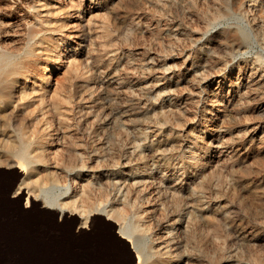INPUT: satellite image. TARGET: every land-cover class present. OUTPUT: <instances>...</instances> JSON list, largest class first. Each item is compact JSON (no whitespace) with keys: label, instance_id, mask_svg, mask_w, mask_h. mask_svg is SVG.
I'll list each match as a JSON object with an SVG mask.
<instances>
[{"label":"rangeland","instance_id":"obj_1","mask_svg":"<svg viewBox=\"0 0 264 264\" xmlns=\"http://www.w3.org/2000/svg\"><path fill=\"white\" fill-rule=\"evenodd\" d=\"M0 26V50L14 54L32 28L45 37L0 81V264L127 258L98 212L83 227L42 206L31 189L43 181L145 217L152 264H264V0H5ZM20 139L41 160L18 202ZM80 244L112 252L77 257Z\"/></svg>","mask_w":264,"mask_h":264},{"label":"bare ground","instance_id":"obj_2","mask_svg":"<svg viewBox=\"0 0 264 264\" xmlns=\"http://www.w3.org/2000/svg\"><path fill=\"white\" fill-rule=\"evenodd\" d=\"M2 1H5V0H2ZM1 1V2H2ZM0 2V3H1ZM7 2V1H6ZM9 2V1H8ZM20 2H22V1H20ZM18 3V2H17ZM6 4V3H5ZM13 4V3H12ZM24 4V3H23ZM15 6V5H14ZM5 7V6H4ZM19 7V6H18ZM21 7V6H20ZM22 8V7H21ZM9 9V8H8ZM17 9V8H16ZM22 10V9H21ZM25 10V9H24ZM4 11V10H3ZM8 12V11H7ZM30 12V11H29ZM16 13V12H15ZM24 13V12H23ZM2 14V13H1ZM6 15V14H5ZM16 15V14H15ZM14 15V16H15ZM3 16V15H2ZM12 16V15H11ZM19 17V16H18ZM2 18V17H1ZM18 19V18H17ZM38 19V18H37ZM46 19V18H45ZM2 20V19H1ZM5 21V20H4ZM7 22V21H6ZM15 22V21H14ZM19 22V21H18ZM32 22V21H31ZM37 22V21H36ZM41 22H43V21H41ZM16 23V22H15ZM35 23V22H34ZM47 23V22H46ZM240 23V22H239ZM5 24V23H4ZM8 24H10L9 22L6 24V25H8ZM29 24V23H28ZM33 24V23H32ZM36 24V23H35ZM5 25V26H6ZM241 25H243V24H241ZM38 26H40V25H38ZM46 26V25H45ZM43 26L41 25V28H42ZM247 27V26H246ZM0 28H1V26H0ZM13 29V28H12ZM252 29V28H251ZM58 30V29H57ZM244 30V35H245V38H249V36H250V33H249V31L248 30H246V29H243ZM250 30V29H249ZM4 31V30H3ZM21 31V30H20ZM55 31V30H54ZM62 31V30H61ZM253 31V30H252ZM13 32H15V31H13ZM13 32H11V33H13ZM17 32V31H16ZM52 32H53V30H52ZM8 33V32H7ZM49 33V32H48ZM38 35H40V30L38 31V30H36L35 28H32L31 29V34L28 36V38H27V41H26V43H24V44H22V43H19V42H17L18 44H19V46L17 47V52H16V54H14L13 52H14V50H13V52H10V51H8L7 49L5 50V48L4 47H2L1 49L2 50H0V81H1V79H4L5 81L6 80H8V77H10L9 75L11 74L12 76H13V74L12 73H15L16 71H18V69H19V67H20V65L24 62V61H27L28 62V59H32V57L34 56V54H37V53H35V51H36V49L37 48H39L40 49V46L42 45V42H44V40H45V37H44V35L42 36H38ZM46 36V35H45ZM2 37V36H1ZM13 37V36H12ZM20 37V36H19ZM48 37V36H47ZM257 37V36H256ZM63 38V37H62ZM11 39V38H10ZM48 39H50V38H48ZM56 39V38H55ZM58 39H60V38H58ZM57 39V40H58ZM6 40V39H5ZM24 40V39H23ZM51 40V39H50ZM4 41V40H3ZM11 41V40H10ZM253 41V40H252ZM48 42V41H47ZM82 42V41H81ZM7 43V42H6ZM12 43H13V41H12ZM16 43V42H15ZM53 43H54V41H53ZM59 43H60V41H59ZM87 43H88V41H87ZM50 44V43H49ZM7 45V44H6ZM12 45V44H11ZM47 45H48V43H46V47H47ZM50 47H51V45H49ZM48 46V47H49ZM12 47V46H11ZM43 48V47H42ZM57 48V47H56ZM13 49V48H12ZM42 50V49H41ZM38 52V51H37ZM39 54V53H38ZM40 55V54H39ZM41 56V55H40ZM39 58V57H38ZM35 59H36V57H35ZM37 60V59H36ZM36 60H35V62H36ZM33 61V60H32ZM27 62L25 63V64H27ZM34 62V61H33ZM24 64V66H26V68H27V65H25ZM28 64H29V62H28ZM48 64V63H47ZM30 65H31V62H30ZM36 65V64H35ZM22 66V65H21ZM23 66V67H24ZM30 67V66H29ZM39 66H37L36 68H38ZM45 67V66H44ZM49 67V66H48ZM24 69V68H23ZM20 70V69H19ZM42 70V69H41ZM45 70V69H44ZM50 70V69H49ZM27 71V70H26ZM29 71V70H28ZM36 71V70H35ZM20 73V72H19ZM15 75V74H14ZM17 75V74H16ZM19 75V74H18ZM26 75H27V73H26ZM29 75V74H28ZM27 75V76H28ZM24 77H25V75H24ZM50 77V76H49ZM48 75L47 76H44L43 78H44V80L45 81H47L48 80ZM11 78H9V80H10ZM42 79V78H41ZM40 79V80H41ZM44 80H42V81H44ZM12 82V81H11ZM10 84V83H9ZM1 85V84H0ZM11 87V86H10ZM3 90H4V88H3ZM5 91V90H4ZM10 92V91H9ZM8 92V93H9ZM30 93V92H29ZM5 94V93H4ZM2 95H3V93H2ZM9 95V94H8ZM7 96V95H6ZM24 96V95H23ZM5 97V96H4ZM1 98H2V96H1ZM22 98V97H21ZM7 99V98H6ZM5 100V99H4ZM23 100V99H22ZM4 103V102H3ZM4 105V104H3ZM6 107V106H5ZM40 109H41V107H40ZM42 110V109H41ZM2 113V112H1ZM6 113V112H5ZM28 114H29V112H28ZM32 114V113H31ZM31 114H29V115H31ZM3 115V114H2ZM61 115V114H60ZM33 117V116H32ZM47 118V117H46ZM32 119V118H31ZM44 119H45V117H44ZM43 119V120H44ZM2 120H4V119H2ZM38 120V119H37ZM42 120V119H41ZM33 121H35V119L33 120ZM39 121H40V119H39ZM47 121V120H46ZM49 121H50V119H49ZM41 122V121H40ZM39 122V123H40ZM24 123V122H23ZM35 124V123H34ZM24 126H25V124H24ZM28 126V125H27ZM34 126V125H33ZM49 127V126H48ZM24 128V127H23ZM36 128V127H35ZM3 129H5V128H3ZM39 129V128H38ZM20 130V129H19ZM24 130V129H23ZM45 130V129H44ZM4 132V131H3ZM12 132V131H11ZM28 132V131H27ZM43 132V131H42ZM42 132H41V134H42ZM103 132V131H102ZM16 133V132H15ZM23 133H24V131H23ZM17 134V133H16ZM25 134V133H24ZM40 134V133H39ZM45 134V133H44ZM46 134H48V133H46ZM31 136H32V134H30ZM43 135V134H42ZM75 135V134H74ZM18 136H19V134H18ZM28 136V135H27ZM38 136V135H37ZM36 136V137H37ZM66 136V135H65ZM77 136V135H76ZM74 137V136H73ZM82 138V137H81ZM75 139V138H74ZM76 139H77V137H76ZM75 139V140H76ZM79 139V138H78ZM21 140V139H20ZM31 140V139H30ZM29 140V141H30ZM45 140V139H44ZM73 140V139H72ZM81 140V139H80ZM16 141V140H15ZM18 141V140H17ZM34 141V140H33ZM84 141H86V140H84ZM10 142V141H9ZM35 142V141H34ZM77 142V141H76ZM87 142H90V141H87ZM86 142V143H87ZM19 143V142H18ZM74 143V142H73ZM72 143V144H73ZM82 143V142H81ZM14 144V143H13ZM37 144H39V143H37ZM71 144V143H70ZM9 145V144H8ZM19 145V144H18ZM31 144H29V142L28 143H26L24 140H21V144L17 147V148H14L13 150L11 149L10 150V153L13 155V156H15V157H17L18 159H20L21 161H23V163L28 167V171H27V174L25 175V177L21 180V181H19L20 182V184H19V186L18 187H16L15 188V193H18L19 191H20V188H21V186L22 185H25V187L27 188V187H29V181H31V185H32V180H27V179H29V175H30V172L33 170V168H35L34 167V163L35 162H37V161H40L41 160V154L40 153H32L31 151L32 150H30V149H32L31 148V146H30ZM77 145V144H76ZM13 146V145H12ZM38 146V145H37ZM37 146H35V147H37ZM80 146V145H79ZM83 146V145H82ZM162 146V145H161ZM41 147H43L42 145H41ZM34 148V147H33ZM89 148H90V146H89ZM81 149V148H80ZM92 149V148H91ZM44 151V150H43ZM75 153V152H74ZM89 153V152H88ZM81 154V153H80ZM86 154H87V152H86ZM7 155V154H6ZM78 155V154H77ZM1 158H2V156H1ZM2 160V159H1ZM9 160V159H8ZM7 160V161H8ZM11 162H13L12 160L10 161V163H8L9 165H11ZM0 164H1V161H0ZM12 166V165H11ZM26 167V168H27ZM42 172V171H41ZM40 173V172H39ZM41 175V174H40ZM26 176H27V179H26ZM33 178V177H32ZM32 178H30V179H32ZM34 179H36V178H34ZM33 179V180H34ZM40 183V182H39ZM35 184L36 185H34V187L31 189L32 191H33V193H34V196L36 197V198H39L40 200H42L46 205H49V206H51V207H54L56 210H58V211H60L61 213H64L65 211H72V212H76V213H78L79 215H81V216H83V217H85L86 219H88L91 215H92V213H94V212H98V213H102V214H104V215H106L108 218H110V219H112L113 221H116L117 223H118V230L120 231V233L122 234V236L124 237V238H126L131 244H132V247L134 248V250L137 252V254L139 255V257H141V259H143V261H144V264H152L151 263V259H152V257H153V253L151 252V247H150V245H149V242L146 240V234H148V233H146V232H149L148 230V228L146 227V223L147 222H145V217L143 218V216H139V219H135V217L133 216V217H131V216H128L127 214H126V209H125V212L123 213V211L121 212L120 210H122V209H120V210H118V209H116V208H114V207H111L113 204H110L111 206L109 207V205H108V207H107V205H105V204H107V203H105V204H102V202L100 203V201H98V203L96 204V205H93V207H90V206H86L85 204H78L75 200H71L70 201V199L68 200H66V199H64V198H62V193L64 194H66L67 192L65 191H62V190H60V187H59V185L60 184H58L57 183V181H55V182H52V183H44V181H43V183L42 184H38L37 182H35ZM58 184V185H57ZM11 186V185H10ZM13 186V185H12ZM66 188V187H65ZM8 189H9V187H8ZM12 189H13V187H12ZM24 189V188H23ZM20 193V192H19ZM18 195V194H17ZM70 196V195H69ZM183 200V199H182ZM31 201H33V199L31 200ZM39 201V200H38ZM102 201V200H101ZM178 201H180V200H178ZM83 203H84V201H82ZM81 202V203H82ZM109 202V201H108ZM176 202V201H175ZM36 203V202H35ZM174 206V205H173ZM178 206V205H177ZM115 207H116V205H115ZM120 208V207H119ZM138 208V207H137ZM136 208V209H137ZM141 212V211H140ZM57 213V212H56ZM75 213V214H76ZM195 213V212H194ZM77 214V215H78ZM94 215V214H93ZM138 216V215H137ZM196 219V218H195ZM206 219V218H205ZM74 220V219H73ZM185 220V219H184ZM149 221V220H148ZM190 221V220H189ZM75 222V221H74ZM191 222V221H190ZM196 222V221H195ZM201 222V221H200ZM205 222V221H204ZM203 223V222H202ZM148 224V223H147ZM194 224H196V223H194ZM198 224V223H197ZM199 224H201V223H199ZM205 224V223H204ZM208 224V223H207ZM90 225V224H89ZM190 225H192V223L190 224ZM206 225V224H205ZM210 225V224H209ZM73 227V226H72ZM91 227V226H90ZM149 227V226H148ZM191 227H194V226H191ZM190 227V228H191ZM199 227V229H200V226H198ZM198 227L196 228V229H198ZM150 228V227H149ZM168 228V227H167ZM204 229V228H203ZM151 230V229H150ZM169 230V232H170V229H168ZM195 229H193V231H194ZM201 230V229H200ZM206 230V229H205ZM204 230V231H205ZM210 230V229H209ZM151 232V231H150ZM191 232H192V230H191ZM196 232H197V230H196ZM154 233V232H153ZM198 233V232H197ZM194 234V233H193ZM194 235H196V233L194 234ZM193 235V237H195ZM198 235V234H197ZM203 236V235H202ZM205 236H206V233H205ZM151 238H152V236H151ZM197 238V237H196ZM150 239V238H149ZM153 239V238H152ZM155 239V238H154ZM194 239V238H193ZM153 241V240H152ZM194 241H196V239L194 240ZM204 242V241H203ZM130 243H129V245H130ZM201 243V242H200ZM202 244V243H201ZM149 245V246H148ZM155 246H157V245H155ZM199 246V245H198ZM82 247V246H81ZM131 247V248H132ZM158 247V246H157ZM94 248V247H93ZM96 248V247H95ZM207 248V247H206ZM92 249V248H91ZM150 249V250H149ZM218 249V248H217ZM94 250H96V249H94ZM132 250V249H131ZM165 250V249H164ZM169 250V249H168ZM101 251V250H100ZM159 251V250H158ZM21 252H23V251H21ZM71 253H73V254H80L81 253V251H70ZM82 252H85V251H82ZM87 252V251H86ZM85 252V253H86ZM166 252V251H165ZM25 253V252H24ZM49 253V252H48ZM85 253H83V254H85ZM94 253H98V249H97V252H94ZM69 254V253H68ZM157 254V253H156ZM169 254V253H168ZM20 255H23L22 253H20ZM164 255H165V253H164ZM167 255V254H166ZM157 256H158V254H157ZM223 257V256H222ZM130 258V257H129ZM164 259V258H163ZM214 259V258H213ZM212 259V260H213ZM126 260H127V258H126ZM165 260V259H164ZM258 260V259H257ZM168 261V260H167ZM122 262V261H121ZM124 262V261H123ZM261 262V261H260ZM130 263V262H129ZM122 264V263H121ZM128 264V263H127ZM140 264V263H139ZM154 264V263H153ZM164 264V263H163ZM169 264V263H168Z\"/></svg>","mask_w":264,"mask_h":264},{"label":"crops","instance_id":"obj_3","mask_svg":"<svg viewBox=\"0 0 264 264\" xmlns=\"http://www.w3.org/2000/svg\"><path fill=\"white\" fill-rule=\"evenodd\" d=\"M1 170V169H0ZM10 185L11 186H9V189L7 188V190L8 191H10V190H12V187L14 188L15 187V185H16V182L14 183V181H12L11 183H10ZM13 185V186H12ZM14 192H15V188H14ZM20 192V193H19ZM18 193H15L16 194V201H18L19 202V199H21V197L23 196V192L25 193L26 191L23 189V190H20ZM18 194V195H17ZM27 200V199H26ZM42 201V200H41ZM11 202L13 203V201L11 200ZM28 202L29 201H26V206H28ZM31 202V205H36V203H35V201L33 200V201H30ZM43 202V201H42ZM43 205L42 206H46V207H48L49 209H51V210H53L54 211V213L55 212H57L56 214H59V215H62V216H66L68 213H71V214H74V215H76V216H78V220H80V224H82V226L83 227H87V226H91L92 225V223L95 221V217H96V215L97 214H94V213H92V215L88 218V219H86L85 217H83V216H81V215H79L78 213H76V212H72V211H65L64 213H61L60 211H58V210H56L54 207H51V206H49V205H46L44 202L42 203ZM18 208H20V206L18 207ZM76 213V214H75ZM78 214V215H77ZM94 214V215H93ZM98 215H102L104 218H106V219H109V220H111L112 222H114V224H116L117 225V229H118V224H117V222L116 221H113L112 219H110V218H108L106 215H104V214H102V213H98ZM55 218H53V222H57V219H56V215L54 216ZM80 218V219H79ZM70 220H72V219H70ZM75 221V222H74ZM72 220L71 221V224H70V230L73 232L74 230V228L76 227V220ZM90 224V225H89ZM73 226V227H72ZM118 233H119V235H120V237H122V238H124L123 236H122V234L120 233V231L118 230ZM124 240H126L127 242H128V245H129V241L126 239V238H124ZM82 246V247H81ZM94 247V248H93ZM96 246H92V250H94V249H96V250H94V251H85L84 250V246L83 245H73L72 246V249H76L77 251H81V253L77 256V257H79L80 255H85V256H87V257H91V258H93V257H98V256H100V255H103V254H107V253H111L112 251H109V248L107 249L106 247H96ZM132 244L130 243V245H129V247H124V249L126 250V251H124V252H127V260H126V258H123L122 259V262H120V264L122 263V264H129V262L131 263V258H132V256H133V252H134V257L136 256L137 257V252L134 250V248L132 247ZM60 248L61 249H65V248H67L66 250H68V248H70V247H67V246H62V245H60ZM97 249H98V253H94V252H97ZM132 249V250H131ZM101 250V251H100ZM82 251H85V252H82ZM48 253V254H45V253ZM51 252H53L51 255H49ZM83 253H85V254H83ZM43 254L45 255V257H47V256H54V255H56L57 256V254H55V252L54 251H44L43 252ZM62 256V255H61ZM66 256V255H65ZM74 256V255H73ZM75 257V256H74ZM77 257H75V258H77ZM130 257V258H129ZM138 258H139V255H138ZM124 261V262H123ZM59 264H62V263H59ZM63 264H67V263H63ZM75 264H80L79 262H76L75 261Z\"/></svg>","mask_w":264,"mask_h":264}]
</instances>
